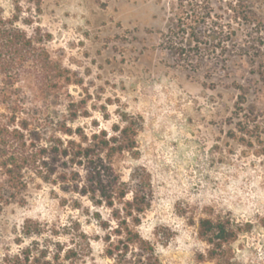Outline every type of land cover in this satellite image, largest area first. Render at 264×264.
Here are the masks:
<instances>
[{
    "label": "rangeland",
    "instance_id": "374dc122",
    "mask_svg": "<svg viewBox=\"0 0 264 264\" xmlns=\"http://www.w3.org/2000/svg\"><path fill=\"white\" fill-rule=\"evenodd\" d=\"M19 1L34 10V0ZM15 6L0 0L6 17ZM42 10L35 26L53 35L48 48L72 84L45 93L23 81L26 112L43 127L67 121L88 134H113L125 113L139 119L138 147L116 166L125 181L140 169L151 175L154 196L137 229L161 264H215L198 223L219 216L245 226L227 248L234 264H264V155L238 139V112H264V0H43ZM77 198L30 180L26 203L0 211V259L30 244L23 228L33 220L78 248L67 264H133L131 254L123 263L107 256L93 213L110 211L86 198L78 208Z\"/></svg>",
    "mask_w": 264,
    "mask_h": 264
},
{
    "label": "trees",
    "instance_id": "16d2710c",
    "mask_svg": "<svg viewBox=\"0 0 264 264\" xmlns=\"http://www.w3.org/2000/svg\"><path fill=\"white\" fill-rule=\"evenodd\" d=\"M14 1L12 16L0 11V211L5 205L25 204L30 180L40 179L77 196L74 206L78 208L82 207L80 199L86 198L94 208L110 211L108 219L100 211L93 213L107 233L108 257L123 263L131 254L133 264H161L154 245L137 229L154 196L151 175L140 169L125 181L116 166L118 157L138 147L139 119L122 114V124L113 125V134L103 129L88 134L67 121L43 127L33 119L26 112L19 84L39 81L42 91L51 93L72 84V78L50 53L53 35L35 26L43 0H34L35 8L27 14L20 1ZM258 76L264 82V72ZM245 96L246 92L240 96L242 103L247 101ZM85 104L83 100L72 110L71 122ZM238 118L239 141L250 148L258 145L256 153L264 155V112L245 118L238 112ZM244 230L243 224L226 216L202 218L198 223V236L209 245L208 259L215 264H234L227 248ZM23 235L30 244L19 243V250L8 251L0 264H67L79 257L78 248L66 249L56 238L58 231L48 224L27 220Z\"/></svg>",
    "mask_w": 264,
    "mask_h": 264
}]
</instances>
